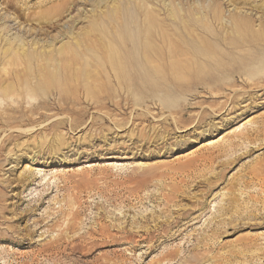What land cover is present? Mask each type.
Here are the masks:
<instances>
[{"label":"rangeland","instance_id":"obj_1","mask_svg":"<svg viewBox=\"0 0 264 264\" xmlns=\"http://www.w3.org/2000/svg\"><path fill=\"white\" fill-rule=\"evenodd\" d=\"M57 1L0 0L8 35L25 40L21 52L52 39L47 49L57 50L118 4L74 0L55 26L37 20ZM237 74L212 91L218 106L200 102L207 92L188 97L196 104L183 115L193 122L180 128L182 114L134 104L124 91L106 97L102 81L93 93L64 82L73 93L53 84L0 95V264H159L178 249L163 264H183L206 235L211 259L197 264L219 254L229 256L222 264H264V70ZM208 110L214 116L199 123Z\"/></svg>","mask_w":264,"mask_h":264},{"label":"bare ground","instance_id":"obj_2","mask_svg":"<svg viewBox=\"0 0 264 264\" xmlns=\"http://www.w3.org/2000/svg\"><path fill=\"white\" fill-rule=\"evenodd\" d=\"M155 1L117 0V5L93 15L88 30L70 36L57 50L47 49L52 39L51 43L30 52H21L26 43L20 34L8 35L6 16L0 12V95L4 100L15 91L35 96L43 93L42 90L49 91L53 84L62 87L64 82L78 91L93 93L95 82L102 81L106 90L100 93L105 96L108 90L112 91L109 96L124 91L134 104L140 101L147 104L150 100L164 112L182 114L175 121V128H180L181 124L186 127L193 122L192 114L186 118L183 115L196 104L189 98H200L201 93L207 92L210 96L200 102L209 101L218 106L212 91L226 89L227 77L248 73L252 80L261 75L264 70V0H158L164 16ZM57 2L37 11V20L55 26L53 18L61 17L75 1ZM253 12H262L259 28ZM102 21L107 22V26L101 29ZM65 31L69 37L71 30L66 28ZM5 65L11 66L13 71L5 72ZM62 88L64 90L56 89V92L73 93ZM110 101L117 104L114 98ZM208 111L200 115L199 123L214 116ZM233 145L235 143L230 144ZM230 146L222 149L226 151ZM235 208V213L239 214L236 203ZM210 239L209 235L199 239L202 244L198 247L203 250L195 247L183 264H197L202 258L210 260ZM173 254L179 256L180 249L164 252L159 264ZM213 258L216 259L213 264H222L219 261L228 260L229 256L219 254Z\"/></svg>","mask_w":264,"mask_h":264}]
</instances>
